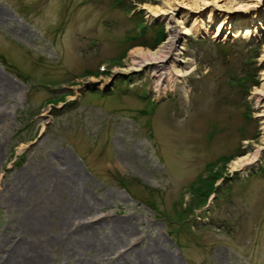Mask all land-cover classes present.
I'll return each instance as SVG.
<instances>
[{
    "label": "rangeland",
    "instance_id": "374dc122",
    "mask_svg": "<svg viewBox=\"0 0 264 264\" xmlns=\"http://www.w3.org/2000/svg\"><path fill=\"white\" fill-rule=\"evenodd\" d=\"M180 1L0 0V236L21 262L264 264V0L243 16L253 34L216 37L241 1ZM209 10L158 61L170 78L129 55ZM73 212L108 249L83 245Z\"/></svg>",
    "mask_w": 264,
    "mask_h": 264
},
{
    "label": "bare ground",
    "instance_id": "6f19581e",
    "mask_svg": "<svg viewBox=\"0 0 264 264\" xmlns=\"http://www.w3.org/2000/svg\"><path fill=\"white\" fill-rule=\"evenodd\" d=\"M242 3V5L238 6V8H233L230 9V12L236 13L234 14V16H228V19H226L227 16H224L223 18H221V20H219L216 23V27L214 28V32H213V36H219L222 34L225 26L228 24V26L231 30H230V34L232 35H237V33L241 32L244 35H250L254 33V27L255 24L260 23V21H256L254 24L252 23H246V18H243L244 15L248 14V12L255 8V6H259V2H261L262 0H240ZM175 2V1H174ZM180 2L184 3V0H181ZM187 3V1H186ZM176 4L178 5L179 2L177 1ZM204 6H202L203 8ZM175 8V7H173ZM201 9V8H200ZM158 11L159 13H166L164 10H162L161 8H158L154 11V13ZM262 11H264V9L262 8ZM168 12H170V10H168ZM188 12V11H187ZM210 14H205L204 12L198 13L197 15L192 16L191 18H189V16L187 14L183 15L182 18H179L178 22H182V23H186L184 26V30L179 31L178 28L176 27L175 23L170 24V30H171V35L170 37L163 43L160 45V47H158L157 49H133L130 50V56L134 61L142 60V59H149V63H153L151 64V67L149 69V72L151 73H155L154 75L158 76L162 73H166V67L164 65L161 66V63H159L158 61H162L161 57H166L167 53L169 52V50H171V48H173L176 44V41L181 38V33H191L193 31L195 32H199L201 31V29H204V31H209L211 28V25L213 22V15L215 14L212 10H209ZM204 13V14H203ZM187 15V16H186ZM3 17V10L0 9V19ZM255 17H257V14L255 15ZM239 19H242L239 20ZM253 21V18L250 20ZM180 48H182V46H180ZM173 53V52H172ZM176 55L181 53L180 50L174 52ZM177 59L179 60L178 57L176 56H171V62L173 63V68H174V72H176L177 74H180V71L175 67L177 64ZM176 61V62H175ZM159 63V64H158ZM145 64H139L137 66L134 67H126V68H118L119 70L122 71H128L131 69H143V66ZM164 67V68H162ZM165 77H171V75H169V73L165 74ZM0 84L3 83V79L0 76ZM263 80H264V76H263ZM2 82V83H1ZM160 88H163V86ZM257 95L259 97L264 96V81L262 82V87L256 91ZM76 97V96H75ZM260 99V98H259ZM258 108L261 110L258 112V115H261L262 117H264V100L261 99L259 100L258 103ZM262 124H261V128L264 132V118L261 119ZM244 157H240L235 161V164L239 163L240 161H242ZM16 195V196H15ZM15 200L19 201V203L23 200V194L22 193H18L15 194ZM13 196V199H14ZM74 215H72V219L73 218H78V221L73 224V229H71V231H78V233H82L84 236V240H83V245L87 248L94 246L97 249H101V250H105L108 249V246H98L96 243V239L94 238V235L91 233V231L88 230V228H90L92 226V224H87L84 223L82 221H84L83 219H79L81 218L79 216V214L76 215V212L74 213ZM75 220V219H74ZM45 221L46 219L43 218V215H35L34 213H31V215H28L25 217V221H24V225L29 229L32 228H36V230L39 229H43V227L45 226ZM123 228L122 225H118V221H114L113 224V228ZM16 240V239H15ZM10 240V239H6L2 238V236H0V264H44L46 259H47V254L45 253V251L43 249H37L36 252L33 255H26V259L24 258V262H21L23 259V254L21 255L20 253L15 252L14 247L15 241ZM82 240V239H80ZM67 244V243H66ZM16 256V257H15ZM21 256V258L18 260V258ZM29 256H31L29 258ZM160 261L158 262V264H173L172 263V258L173 256L169 253H167L166 251H161L160 254ZM140 259H144V260H148L146 257H144V255L142 253L139 254ZM14 260V261H13ZM16 260H18V262H16ZM12 262V263H11ZM86 264H91V263H86Z\"/></svg>",
    "mask_w": 264,
    "mask_h": 264
},
{
    "label": "trees",
    "instance_id": "16d2710c",
    "mask_svg": "<svg viewBox=\"0 0 264 264\" xmlns=\"http://www.w3.org/2000/svg\"><path fill=\"white\" fill-rule=\"evenodd\" d=\"M210 181H211V180H210ZM209 183H210V182H209ZM209 183H208V184H209ZM208 184H207V185H208ZM206 187H207V186H205V188H206ZM203 189H204V186H202V187L200 188V191H199V193H198V195L201 194V197H202V194H204V195L207 196V194H208V192H209L208 189L205 190V191H204Z\"/></svg>",
    "mask_w": 264,
    "mask_h": 264
}]
</instances>
